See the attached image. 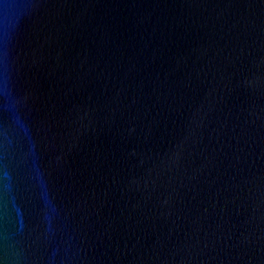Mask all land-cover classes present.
I'll list each match as a JSON object with an SVG mask.
<instances>
[{
  "label": "water",
  "instance_id": "1",
  "mask_svg": "<svg viewBox=\"0 0 264 264\" xmlns=\"http://www.w3.org/2000/svg\"><path fill=\"white\" fill-rule=\"evenodd\" d=\"M0 264H264V0H0Z\"/></svg>",
  "mask_w": 264,
  "mask_h": 264
}]
</instances>
